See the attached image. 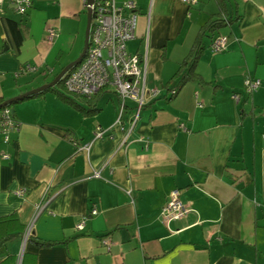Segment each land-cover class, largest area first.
<instances>
[{"label": "crops", "instance_id": "crops-1", "mask_svg": "<svg viewBox=\"0 0 264 264\" xmlns=\"http://www.w3.org/2000/svg\"><path fill=\"white\" fill-rule=\"evenodd\" d=\"M133 1L138 20L127 48L146 58V83L158 95L125 144L114 90L94 96V115L52 92L14 106L18 129L8 142L0 131V218L16 214L26 230L32 225L30 236L62 243L16 237L0 264H264V0H224L226 17L239 18L217 32L227 49L211 51L213 37H204L197 72L205 84L188 82L171 100L166 85L220 5ZM76 16L69 0H33L18 52L0 17V100L52 82L81 55L65 21ZM49 26L58 30L53 43ZM27 64L38 71H23ZM246 78L261 80L252 94ZM98 126L114 138L94 140ZM90 142L89 152L81 149ZM174 190L189 212L167 224L161 211Z\"/></svg>", "mask_w": 264, "mask_h": 264}, {"label": "built area", "instance_id": "built-area-1", "mask_svg": "<svg viewBox=\"0 0 264 264\" xmlns=\"http://www.w3.org/2000/svg\"><path fill=\"white\" fill-rule=\"evenodd\" d=\"M189 6H195L198 0H181ZM84 7H90L92 20L90 26L89 45L82 60L71 72L66 74L65 88L68 93L75 96L91 99L99 92L113 87L119 99V113L115 125L124 132L122 144L128 141L130 134L135 129L141 118L142 110L150 97L157 96V89H149L146 83V58L139 54L128 51V43L135 38L137 27L138 11L133 0L118 3L117 0H93L88 5L87 0H83ZM33 7V0H0V17L16 20L21 24H27L28 15ZM58 36V30L52 26L46 27V41L53 43ZM228 38L224 35L213 37L209 43L211 51L218 53L227 49ZM23 71H38L36 66L25 65ZM245 92L252 94L261 85L260 79H245ZM175 95L176 90L169 92ZM233 99L240 100V94L234 93ZM127 101H132L133 106L131 116L125 115L130 106ZM13 110L5 107L0 112V131L5 134V141H9L10 132L17 130L19 122L12 115ZM128 125H125V119ZM111 128L98 126L94 133V140L110 138L114 135ZM264 136V131H263ZM91 142L85 144L81 149L89 152ZM4 157H7L4 154ZM95 177H99L96 172ZM17 195L23 196L25 190L20 189ZM38 213L44 208L38 206ZM189 209L180 198V191L174 190L170 198L162 208L161 216L169 224L172 221L183 218ZM93 214L98 210L94 208ZM84 222L77 225L83 229ZM31 227L24 234V242L31 235ZM103 244L109 249L110 243L103 240ZM21 257L16 264H21Z\"/></svg>", "mask_w": 264, "mask_h": 264}, {"label": "trees", "instance_id": "trees-1", "mask_svg": "<svg viewBox=\"0 0 264 264\" xmlns=\"http://www.w3.org/2000/svg\"><path fill=\"white\" fill-rule=\"evenodd\" d=\"M220 5V11L217 14L211 15L209 19L202 25L200 29L199 36L195 40L191 51L187 56L184 57L182 62L179 65L178 70L172 77L168 86V92L172 90H176L175 95L170 96V100L173 99L178 91L188 82H197L199 84H205L200 74L197 72L198 62L203 54L204 46H203V38L204 37H215L217 32H219L222 28L229 26L235 21H238L239 18L236 19L226 17V7L224 4V0H216ZM5 20V28L7 32V37L10 42L14 44L16 52H18L20 45L23 40L26 38L28 33V28L22 25L20 22L13 19H4ZM74 69L69 70L71 72ZM65 78L66 75L54 86L49 87L39 93L31 94L29 96L23 97L21 99L15 100L14 102L4 105V100H0V112L5 107H10L13 110L12 115L15 116L14 106L22 101L28 100L30 98L38 97L46 92L54 93L59 99L71 104L76 109L80 110L85 114L94 115L100 111V108L97 105L98 98L94 97L91 99L71 95L67 92L65 88ZM87 106V107H86ZM26 232V228L19 222L16 214H11L5 217L0 218V255L4 251L5 246L11 240L16 237L24 235ZM36 243L39 246H53L59 243L60 241H43L41 239L30 236L28 239Z\"/></svg>", "mask_w": 264, "mask_h": 264}, {"label": "rangeland", "instance_id": "rangeland-1", "mask_svg": "<svg viewBox=\"0 0 264 264\" xmlns=\"http://www.w3.org/2000/svg\"><path fill=\"white\" fill-rule=\"evenodd\" d=\"M69 6H71L74 9L78 10V19L75 20H65L66 21V27L73 29V31L78 32V45H77V50L76 54L77 57L80 55L81 50L84 47V40H85V34H86V28H87V20H88V13H87V8L84 7L83 1L81 0H69ZM62 28L60 29V31ZM108 89L110 91L113 90L112 86H109ZM108 96V95H106ZM113 102L112 103H118L117 98L114 95H110ZM127 104H133L132 101H127ZM134 112V110H133ZM143 113V111H142Z\"/></svg>", "mask_w": 264, "mask_h": 264}, {"label": "water", "instance_id": "water-1", "mask_svg": "<svg viewBox=\"0 0 264 264\" xmlns=\"http://www.w3.org/2000/svg\"><path fill=\"white\" fill-rule=\"evenodd\" d=\"M87 1H88V5H91L93 3V0H87ZM87 13H88V20H87L86 36H85L84 48H83V51H82L81 55L75 61H73L72 63L67 65L56 76V78L52 82H50V83H48V84H46L44 86H41L38 89H35V90L30 91L28 93H25V94H23L21 96H18V97H15V98L11 99V100H8V101L4 102V105L10 104V103L14 102L15 100H18V99H21L23 97L29 96L31 94L38 93V92L43 91V90H45V89H47L49 87H54L69 72L70 69H72L77 64H79V62L82 60L83 56L85 55V53L87 51V48H88V45H89L90 26H91V20H92V12L90 10V7L87 8Z\"/></svg>", "mask_w": 264, "mask_h": 264}, {"label": "bare ground", "instance_id": "bare-ground-1", "mask_svg": "<svg viewBox=\"0 0 264 264\" xmlns=\"http://www.w3.org/2000/svg\"><path fill=\"white\" fill-rule=\"evenodd\" d=\"M30 238V237H29ZM24 240V239H23Z\"/></svg>", "mask_w": 264, "mask_h": 264}]
</instances>
